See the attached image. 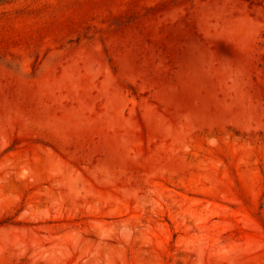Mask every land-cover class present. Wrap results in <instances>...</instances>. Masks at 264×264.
<instances>
[{
    "label": "rangeland",
    "instance_id": "1",
    "mask_svg": "<svg viewBox=\"0 0 264 264\" xmlns=\"http://www.w3.org/2000/svg\"><path fill=\"white\" fill-rule=\"evenodd\" d=\"M0 264H264V0H0Z\"/></svg>",
    "mask_w": 264,
    "mask_h": 264
}]
</instances>
